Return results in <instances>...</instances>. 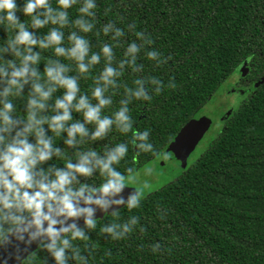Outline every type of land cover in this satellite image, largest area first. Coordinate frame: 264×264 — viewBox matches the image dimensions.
Here are the masks:
<instances>
[{
    "label": "clouds",
    "instance_id": "obj_1",
    "mask_svg": "<svg viewBox=\"0 0 264 264\" xmlns=\"http://www.w3.org/2000/svg\"><path fill=\"white\" fill-rule=\"evenodd\" d=\"M96 10V0H55V6L53 0H23L22 6L0 0L5 33L0 43V252L8 253L0 256L2 264H33L34 243L55 264H89L96 246L87 243L88 233L97 229V211L109 215L111 210L112 222L99 233L113 241L125 239L139 223L137 216L119 222L120 209L139 208L148 184L131 189L125 199L122 193L136 183L138 169L118 166L130 147L134 159L158 153L149 130H133L129 105L151 101L152 86L156 95L165 87L158 78L136 76L144 72L141 53L156 67L171 57L152 49L154 40L137 31L135 22L126 29L115 21L98 27ZM109 12L105 8L104 15ZM129 34L134 39L126 40ZM90 35L100 41L98 50ZM116 49H122L119 59ZM127 73L135 77L133 87L122 80ZM89 78L92 84L83 91L81 80ZM167 87L175 89L174 80ZM117 95H122L118 106ZM113 132L131 135L126 142L104 143ZM97 143L99 151L83 147ZM93 177L100 182H90ZM76 241L85 242L83 248ZM161 248L156 243L151 250Z\"/></svg>",
    "mask_w": 264,
    "mask_h": 264
},
{
    "label": "trees",
    "instance_id": "obj_2",
    "mask_svg": "<svg viewBox=\"0 0 264 264\" xmlns=\"http://www.w3.org/2000/svg\"><path fill=\"white\" fill-rule=\"evenodd\" d=\"M22 2L17 0L20 6ZM96 2L98 27L115 21L126 29L135 22L137 31L154 40L152 49L162 58L171 57L156 67L141 53L138 62L144 64V72L136 76L158 78L165 87L156 95L152 86L151 101H133L129 108L133 130H149V142L158 154L142 153L134 159L136 150L130 147L119 170L133 164L139 170L167 154L171 142L197 120L221 85L239 69L243 76L236 85L240 101L224 116L220 131L200 156L190 165L187 157L177 177L146 194L139 208L120 209L121 223L139 217L125 239L113 241L99 233L112 222L111 214L97 219V229L88 233L87 243L96 246L89 264H264V0ZM108 7L111 12L105 16ZM76 15L74 7L70 16ZM4 36L0 29V43ZM90 39L98 50L100 41L94 35ZM116 55L119 59L122 49H116ZM134 78L127 73L122 80L133 87ZM170 80L175 89L167 87ZM91 84V78L81 80L82 90ZM121 98L114 97L116 106ZM130 135L113 132L104 143L126 142ZM89 146L102 148L100 143L83 147ZM90 182L99 183L100 178ZM75 243L83 248L85 242ZM156 243L162 248L153 253ZM33 264L55 262L46 250L36 249Z\"/></svg>",
    "mask_w": 264,
    "mask_h": 264
},
{
    "label": "rangeland",
    "instance_id": "obj_3",
    "mask_svg": "<svg viewBox=\"0 0 264 264\" xmlns=\"http://www.w3.org/2000/svg\"><path fill=\"white\" fill-rule=\"evenodd\" d=\"M242 76L243 72L240 69L233 73L197 115V120L207 118L211 121V125L195 150L188 156L189 159L186 165H190L200 156L207 144L220 131L224 116L240 101L242 95L236 90V85ZM167 156L166 154L165 158L162 156L144 165L138 170L136 183L129 184L128 187L135 189L146 182L148 184L145 189L146 195L170 183L177 177L176 175L180 172V169L170 167Z\"/></svg>",
    "mask_w": 264,
    "mask_h": 264
},
{
    "label": "water",
    "instance_id": "obj_4",
    "mask_svg": "<svg viewBox=\"0 0 264 264\" xmlns=\"http://www.w3.org/2000/svg\"><path fill=\"white\" fill-rule=\"evenodd\" d=\"M211 121L207 118H201L193 121L188 125L185 131L181 132L169 145L167 149V162H170V167L178 168L179 166H184L186 164L187 157L195 150L198 143L201 141L207 130L210 128ZM166 154L163 156L165 158ZM126 189L122 195L125 199L128 196V192L132 191L130 188ZM111 213V210L109 214ZM103 213L97 211L96 218L101 219L106 217ZM83 225V221L79 222ZM32 249L36 250L37 244L32 245ZM10 251V250H9ZM8 255L7 252H0V256ZM2 264V260H0ZM9 264H15L14 260H9Z\"/></svg>",
    "mask_w": 264,
    "mask_h": 264
}]
</instances>
